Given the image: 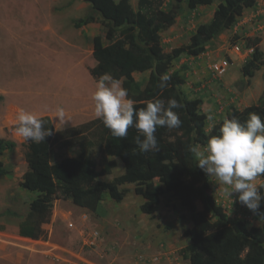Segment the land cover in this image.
<instances>
[{"label":"trees","instance_id":"16d2710c","mask_svg":"<svg viewBox=\"0 0 264 264\" xmlns=\"http://www.w3.org/2000/svg\"><path fill=\"white\" fill-rule=\"evenodd\" d=\"M80 1L88 6L84 15L73 19L74 27L100 25L92 39L95 64L90 72L96 80L108 76L120 83L129 105L112 116L101 114L63 130H55L46 115L16 125L27 133L23 143L27 168L18 185L36 194L26 213L5 207L0 216L16 218L21 235L39 238L55 199L98 212L105 195L119 202L126 192L121 186L133 184L143 199L139 209L144 214L153 215L163 196L166 203L184 209L181 217L191 224L183 230L188 242L181 254L189 264H264V188L259 189L254 213L263 222L247 226L215 200L198 158V146L233 138L249 148L264 178V144L253 130L264 125V86L256 101L241 108L230 105L225 117L207 128L203 95L186 89L188 66L173 67L184 55L204 53L258 0H137L135 8L130 0ZM214 2L210 18L197 24L186 43L164 49L162 32L179 15ZM259 41L258 36L244 38L245 47L251 48L241 66L245 76H253L264 64ZM135 73L143 78L136 79ZM15 146V141L0 138V157ZM56 147L78 152L57 159ZM118 162L122 164L119 174L100 179ZM12 171L11 164L0 160V176H11Z\"/></svg>","mask_w":264,"mask_h":264},{"label":"rangeland","instance_id":"374dc122","mask_svg":"<svg viewBox=\"0 0 264 264\" xmlns=\"http://www.w3.org/2000/svg\"><path fill=\"white\" fill-rule=\"evenodd\" d=\"M130 1L135 8L137 0ZM257 3L255 9L244 12L232 29L223 31L212 40L205 53L196 58L182 57L173 66L178 68L182 63L188 65L185 71L188 79L186 89L203 95L201 107L209 114L207 128L224 118L230 105L241 108L256 101L263 89L264 64L255 70L251 77L245 76L241 70L242 64L251 53V48L245 47L246 36L260 38L258 45L264 55V1ZM216 4L214 2L210 5H200L194 11H184L179 15L176 22L162 32L164 49L169 51L173 46L186 43L197 24L210 18ZM46 5L52 9L54 20H59L57 12L66 9L72 11L70 15L66 14L67 18L80 17L85 14L88 6L80 0H53ZM8 8L14 11L13 7ZM17 14L19 13H15ZM34 16L35 19L41 18L37 9ZM95 23L99 33L100 25ZM10 24L0 28L1 49L6 44L12 45L9 41L15 43L16 30L9 31L14 28ZM236 45L239 50H236ZM85 56L91 55L87 52ZM223 58L229 59V66L223 74L213 75L215 79L211 78L210 63ZM198 59L204 61L205 66L199 64ZM2 74L6 78L7 75L10 77L12 72ZM134 76L136 79L143 78L140 73H135ZM105 79L109 78L106 76L101 82ZM197 82L200 84L197 85ZM253 130L264 144V125L254 126ZM12 138L17 139L13 136ZM24 150V146L18 145L0 157V160L11 164L13 168L11 176H0V210L8 205L22 214L27 211L29 199L33 195L18 186L19 179L26 169ZM54 152L57 153L58 159L63 155L75 154L78 150L75 148L70 151L56 147ZM198 158L211 180V194L227 214L245 220L247 226L261 225L263 221L256 219L254 213L259 189L264 188V178L261 177L259 168L253 164L249 148L236 139L227 138L215 146H198ZM121 171L122 164L118 162L109 175L100 176V179L110 180ZM121 187L126 189L123 199L116 202L105 195L98 212L79 207L70 200L55 199L53 218L44 227L47 231V241L52 244L42 243L54 247L59 253H69L67 250H70L69 254L73 260L63 261L60 256L55 255H52L53 258L42 260L41 257L32 255L29 258L30 264H189L181 254V249L188 242L183 230L191 224L187 218L181 217L186 214L184 209L173 207L172 201L166 203L163 196L153 215L144 214L139 209L143 199L134 192V185L124 184ZM0 222H7L11 228L18 220L14 217H0ZM69 222L73 225L70 226ZM92 230L97 231V238L94 245H87L84 238Z\"/></svg>","mask_w":264,"mask_h":264},{"label":"crops","instance_id":"0c3cea01","mask_svg":"<svg viewBox=\"0 0 264 264\" xmlns=\"http://www.w3.org/2000/svg\"><path fill=\"white\" fill-rule=\"evenodd\" d=\"M52 1L0 0V28L11 23L14 28L9 31L16 30L15 43L9 41L12 45L8 44V50L7 44L2 49L0 47V138L15 141L13 150L18 145L24 146L27 133L16 128V125L23 122H32L35 118L46 115L55 130H63L101 114L112 116L125 111L129 105L120 83L109 79L101 82L106 76L96 80L90 72L95 64L92 58V39L98 34V25L91 22L79 28L74 27L72 18L75 16H66L72 12L69 9L57 12L59 20H54L52 9L46 5ZM256 6L245 8L242 15ZM8 7H13L14 11H10ZM35 9L41 18L35 19ZM87 52L90 57L85 56ZM197 61L205 66L201 59ZM7 71L12 72L10 77ZM3 72L7 75L6 78L3 77ZM210 77L215 79L211 73ZM19 188L32 193V197L36 194L20 186ZM5 207L10 206H3L2 209ZM83 216L86 217L85 214ZM52 218L53 207L49 221ZM49 221L42 223L44 234L39 238L21 235L18 223L9 228L7 222H0V264H30L29 258L32 255L39 256L42 260L55 255L60 256L63 261L70 259L72 262L70 250L66 249L69 253H59L54 247L42 243L52 244L47 241V231L44 228ZM68 224L73 225L72 222Z\"/></svg>","mask_w":264,"mask_h":264},{"label":"built area","instance_id":"2783aa9c","mask_svg":"<svg viewBox=\"0 0 264 264\" xmlns=\"http://www.w3.org/2000/svg\"><path fill=\"white\" fill-rule=\"evenodd\" d=\"M236 50H239V47L235 46ZM229 66V59L223 58L221 60L213 61L210 63V72L213 75L220 76L223 74L227 67ZM97 238V231H90L87 236L84 238V243L87 245H94Z\"/></svg>","mask_w":264,"mask_h":264},{"label":"bare ground","instance_id":"6f19581e","mask_svg":"<svg viewBox=\"0 0 264 264\" xmlns=\"http://www.w3.org/2000/svg\"><path fill=\"white\" fill-rule=\"evenodd\" d=\"M7 22H8V20H7ZM8 47V46H7ZM12 48V47H11Z\"/></svg>","mask_w":264,"mask_h":264}]
</instances>
